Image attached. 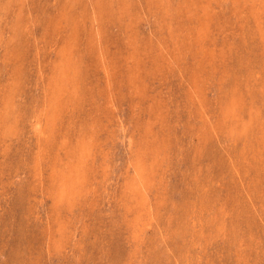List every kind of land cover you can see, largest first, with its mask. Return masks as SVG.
Instances as JSON below:
<instances>
[{"label": "rangeland", "instance_id": "1", "mask_svg": "<svg viewBox=\"0 0 264 264\" xmlns=\"http://www.w3.org/2000/svg\"><path fill=\"white\" fill-rule=\"evenodd\" d=\"M0 264H264V0H0Z\"/></svg>", "mask_w": 264, "mask_h": 264}]
</instances>
